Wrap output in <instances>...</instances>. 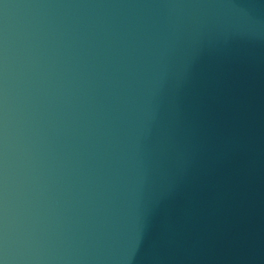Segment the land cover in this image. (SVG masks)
Instances as JSON below:
<instances>
[{
    "label": "water",
    "instance_id": "95a60500",
    "mask_svg": "<svg viewBox=\"0 0 264 264\" xmlns=\"http://www.w3.org/2000/svg\"><path fill=\"white\" fill-rule=\"evenodd\" d=\"M0 264H264V0H0Z\"/></svg>",
    "mask_w": 264,
    "mask_h": 264
}]
</instances>
